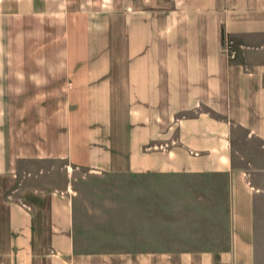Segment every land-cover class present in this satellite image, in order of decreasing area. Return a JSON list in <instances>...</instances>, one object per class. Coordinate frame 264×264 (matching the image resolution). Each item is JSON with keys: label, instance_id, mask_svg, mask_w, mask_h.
Returning <instances> with one entry per match:
<instances>
[{"label": "crops", "instance_id": "crops-1", "mask_svg": "<svg viewBox=\"0 0 264 264\" xmlns=\"http://www.w3.org/2000/svg\"><path fill=\"white\" fill-rule=\"evenodd\" d=\"M0 264H264V0H0Z\"/></svg>", "mask_w": 264, "mask_h": 264}, {"label": "rangeland", "instance_id": "rangeland-1", "mask_svg": "<svg viewBox=\"0 0 264 264\" xmlns=\"http://www.w3.org/2000/svg\"><path fill=\"white\" fill-rule=\"evenodd\" d=\"M78 225L97 232L95 241H128L134 231V180L121 176L84 177L78 172ZM125 238V239H124Z\"/></svg>", "mask_w": 264, "mask_h": 264}]
</instances>
